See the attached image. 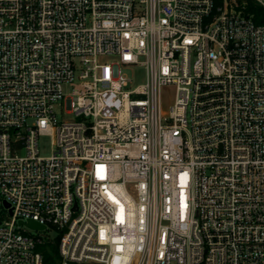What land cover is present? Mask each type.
Masks as SVG:
<instances>
[{
  "label": "built area",
  "instance_id": "built-area-1",
  "mask_svg": "<svg viewBox=\"0 0 264 264\" xmlns=\"http://www.w3.org/2000/svg\"><path fill=\"white\" fill-rule=\"evenodd\" d=\"M246 4L0 0V264H44L57 238L58 264H264V24Z\"/></svg>",
  "mask_w": 264,
  "mask_h": 264
},
{
  "label": "rangeland",
  "instance_id": "rangeland-1",
  "mask_svg": "<svg viewBox=\"0 0 264 264\" xmlns=\"http://www.w3.org/2000/svg\"><path fill=\"white\" fill-rule=\"evenodd\" d=\"M220 1V0H219ZM247 2V0H245ZM220 3V2H219ZM126 72H128V74H130V71L127 70ZM143 75L142 77H138L137 79L134 80V84L137 82H142L143 79ZM77 82V79L75 80ZM73 87L70 85H63V92L65 95H68L72 92ZM162 100L163 103L166 105L168 104V102L172 99L173 96V89L172 88H165L162 92ZM56 115L57 118L59 120H67L71 117V115L68 114H64V109L63 108H56ZM38 146H39V153L42 156H49L51 154L52 151V137L50 135H41L38 139ZM4 210L3 207L1 205V201H0V217H4ZM35 233V232H33ZM46 234V231H45ZM49 235L51 236V238H55L57 233L54 230H51V232H49Z\"/></svg>",
  "mask_w": 264,
  "mask_h": 264
},
{
  "label": "trees",
  "instance_id": "trees-1",
  "mask_svg": "<svg viewBox=\"0 0 264 264\" xmlns=\"http://www.w3.org/2000/svg\"><path fill=\"white\" fill-rule=\"evenodd\" d=\"M218 1V0H217ZM245 12L252 16L256 24H264V8L257 5L252 0H247ZM37 249L41 252L44 264H58V238L51 243L43 241L37 245Z\"/></svg>",
  "mask_w": 264,
  "mask_h": 264
},
{
  "label": "water",
  "instance_id": "water-1",
  "mask_svg": "<svg viewBox=\"0 0 264 264\" xmlns=\"http://www.w3.org/2000/svg\"><path fill=\"white\" fill-rule=\"evenodd\" d=\"M5 205H7V203H5ZM74 209H76V206H74ZM20 224H24L26 227L33 229V230H43L44 229V225L34 221V220H28L26 222H19Z\"/></svg>",
  "mask_w": 264,
  "mask_h": 264
}]
</instances>
